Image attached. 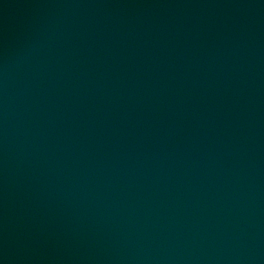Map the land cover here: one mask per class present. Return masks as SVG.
Returning a JSON list of instances; mask_svg holds the SVG:
<instances>
[{"label":"water","instance_id":"1","mask_svg":"<svg viewBox=\"0 0 264 264\" xmlns=\"http://www.w3.org/2000/svg\"><path fill=\"white\" fill-rule=\"evenodd\" d=\"M0 264H264V0H0Z\"/></svg>","mask_w":264,"mask_h":264}]
</instances>
